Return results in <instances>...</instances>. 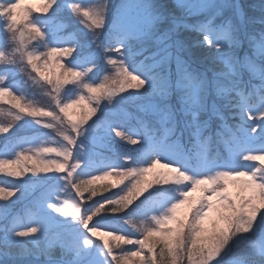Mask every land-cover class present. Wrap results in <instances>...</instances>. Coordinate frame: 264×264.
<instances>
[{"label":"snow or ice","instance_id":"6c2138e0","mask_svg":"<svg viewBox=\"0 0 264 264\" xmlns=\"http://www.w3.org/2000/svg\"><path fill=\"white\" fill-rule=\"evenodd\" d=\"M40 2L0 0V134L51 133L0 158V264H264V0Z\"/></svg>","mask_w":264,"mask_h":264},{"label":"rangeland","instance_id":"374dc122","mask_svg":"<svg viewBox=\"0 0 264 264\" xmlns=\"http://www.w3.org/2000/svg\"><path fill=\"white\" fill-rule=\"evenodd\" d=\"M21 2V9H18V12H21L25 4L30 5L33 9L37 7H42V3L40 0H20ZM120 0H115L114 3H119ZM54 72H59L58 67H53ZM2 74V73H0ZM22 78V79H21ZM18 79H20V82L23 83V79H27L26 74L24 73H18ZM29 90L35 92V99L39 102H43L47 100V97L44 96L43 90L39 87V85H34L29 81ZM258 102V98L253 100V103ZM8 108H11V105L7 103V98H5L4 101H0V109H4L5 113L0 114V120L9 119L6 115V110ZM230 123H235L234 120H230ZM43 135H51L50 131L47 129L41 128V126L31 123V121L28 118H25V120H22L18 122L17 126L10 130L7 134H0V152H6L7 155L5 157L0 158H14V154L16 151H19L20 148L17 147V145H21L23 148H31L35 147V143L40 139L44 140L48 137H45ZM36 138V139H35ZM7 140V147H5ZM25 140H30L32 143H25ZM18 141V142H17ZM113 144V145H109ZM103 141L99 139L98 137L91 143L88 144L87 140H85L86 148L89 153H96L102 156H109L111 155L110 148L116 147L119 148V145L114 144L112 141ZM124 150L130 151L131 145L123 146ZM113 155H115L113 153ZM51 175V174H50ZM31 181L26 185V198L21 201H13L12 205L9 207V212H12V216L9 217V221L13 218H20L21 222H27V216H26V205L28 204L29 200L39 197L42 193H44L47 189V186L49 184H52L53 181L50 179H46L43 176H36L33 175L32 177H29ZM112 181V183H116V181L112 178H108ZM0 180H3L5 182H15L14 178L7 177L4 174H0ZM107 182V181H104ZM17 183H21V181H17ZM4 186V185H0ZM106 194V193H105ZM12 199V198H10ZM6 203L3 200H0V205ZM4 219L0 218V224L4 223ZM109 228L102 229V231H108Z\"/></svg>","mask_w":264,"mask_h":264},{"label":"trees","instance_id":"16d2710c","mask_svg":"<svg viewBox=\"0 0 264 264\" xmlns=\"http://www.w3.org/2000/svg\"><path fill=\"white\" fill-rule=\"evenodd\" d=\"M115 1V0H114ZM18 142V141H17Z\"/></svg>","mask_w":264,"mask_h":264}]
</instances>
